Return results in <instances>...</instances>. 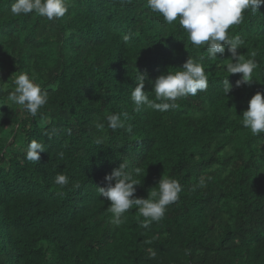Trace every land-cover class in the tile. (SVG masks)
Wrapping results in <instances>:
<instances>
[{
    "label": "trees",
    "instance_id": "obj_1",
    "mask_svg": "<svg viewBox=\"0 0 264 264\" xmlns=\"http://www.w3.org/2000/svg\"><path fill=\"white\" fill-rule=\"evenodd\" d=\"M13 2L0 0V264H264V134L240 123L250 98L264 94V5L228 30L245 40L238 54L254 52L258 64L255 81L236 87L227 47L209 59L146 0L125 7L69 0L54 22L14 16ZM188 57L204 65L208 88L179 99L175 110L135 111L136 69L154 99L155 79L182 70ZM19 72L48 94L36 117L7 102ZM113 113H127L131 132L107 127ZM100 136L106 140L97 145ZM32 140L46 148L37 163L25 158ZM124 161L142 181L138 198L161 176L182 185L164 219L147 228L135 208L113 225L110 202L97 191ZM58 173L69 177L63 189L54 183Z\"/></svg>",
    "mask_w": 264,
    "mask_h": 264
},
{
    "label": "clouds",
    "instance_id": "obj_2",
    "mask_svg": "<svg viewBox=\"0 0 264 264\" xmlns=\"http://www.w3.org/2000/svg\"><path fill=\"white\" fill-rule=\"evenodd\" d=\"M119 3L121 7H125L131 4L132 0H119ZM146 4L147 8L161 16L166 24L175 26L178 23L194 47H206L209 59H218L217 54L223 56L227 47L232 59L226 65V72L228 76L240 74V78L235 82L236 87L251 85L255 81L254 73L258 68L254 59L256 54L253 52L251 58L247 59L238 54L245 40L240 35H230L228 30H234L235 26L243 22L246 10L252 14L259 13L264 0H146ZM69 6V0H14L10 12L17 17L35 13L54 22L68 13ZM130 39L128 34L122 37L124 42ZM180 69L182 70L166 71L155 79L151 91L154 93V99H150L149 92L144 91L146 74L136 69V86L131 91L135 111L142 108L161 113L175 110L179 107V99L196 96L198 92L208 88V75L201 62L188 57ZM223 83V91L227 95L232 85L227 78ZM13 85L14 90L8 93L7 102L36 117L48 103V94L26 72H19L13 79ZM241 114L240 123L250 130L253 136L264 134V94L256 92L248 101L247 110ZM126 120L127 113L109 114L106 117L107 127L112 131L124 129L131 132V126H126ZM95 128L103 132L105 123L98 121ZM105 140L106 137L100 136L96 138L95 143L102 145ZM45 151L43 143L32 140L27 145L25 158L37 163L40 153ZM60 155L63 156L62 153ZM104 180L106 186L96 188L99 196L110 202L108 210L112 214L111 223L117 227L124 223L125 214L134 208L144 218L140 221L142 227L147 228L153 222H160L164 219L168 206L178 201L182 191V185L177 179L161 176L157 183L158 188L152 190L147 198L136 197L135 186L140 185L142 181L134 178L127 161L121 162L111 174L105 175ZM54 183L63 189L69 184V177L58 173ZM203 183L201 180V184ZM149 253L151 258H155L154 250H149Z\"/></svg>",
    "mask_w": 264,
    "mask_h": 264
}]
</instances>
